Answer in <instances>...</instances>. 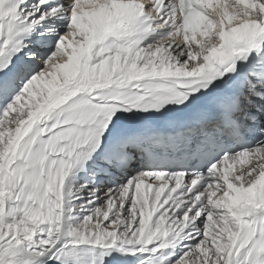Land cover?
Instances as JSON below:
<instances>
[{
    "label": "snow or ice",
    "instance_id": "6c2138e0",
    "mask_svg": "<svg viewBox=\"0 0 264 264\" xmlns=\"http://www.w3.org/2000/svg\"><path fill=\"white\" fill-rule=\"evenodd\" d=\"M0 264H264V0H0Z\"/></svg>",
    "mask_w": 264,
    "mask_h": 264
}]
</instances>
